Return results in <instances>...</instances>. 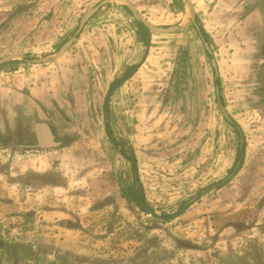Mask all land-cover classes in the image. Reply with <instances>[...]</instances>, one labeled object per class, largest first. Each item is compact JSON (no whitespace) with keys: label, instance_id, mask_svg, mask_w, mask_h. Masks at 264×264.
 <instances>
[{"label":"crops","instance_id":"crops-1","mask_svg":"<svg viewBox=\"0 0 264 264\" xmlns=\"http://www.w3.org/2000/svg\"><path fill=\"white\" fill-rule=\"evenodd\" d=\"M102 1L36 0L29 15L0 9V59L24 56L0 66V129L6 131L10 120L18 128L17 136L36 145L55 144L41 148L50 153L73 147L67 132H90L98 128L94 123L101 117L103 138L108 140L105 125L109 124L113 138L128 143L124 156L112 147L128 161L134 185L143 191L135 149L160 138L157 133L167 126L162 121L167 119L173 130L182 122L183 129H197V140L214 145L215 133L226 130L222 113L218 118L215 110L223 108V68L236 69L238 76L239 67H249L248 55L263 42L264 0H181L182 8L174 0H128L155 27H180L165 35L140 29L122 0H108L59 58L34 62L52 58L74 37L81 17ZM187 3L193 7L194 24ZM43 159L34 162L31 172H37L38 178L33 185L41 191L67 188L69 212L82 210L90 184L103 186L100 194L107 189L104 162L98 173L83 170L81 174L61 167L57 172L48 162L46 167ZM70 233L67 241L73 243L78 236Z\"/></svg>","mask_w":264,"mask_h":264},{"label":"rangeland","instance_id":"rangeland-1","mask_svg":"<svg viewBox=\"0 0 264 264\" xmlns=\"http://www.w3.org/2000/svg\"><path fill=\"white\" fill-rule=\"evenodd\" d=\"M35 2L0 0V9L29 15ZM262 41L238 76L223 68V108L243 135L244 154L237 173L219 189L201 193L239 161V135L224 118L228 131L215 133V145L197 140V129H183L182 122L173 130L166 119L159 139L135 149L144 211L122 196L134 183L133 170L101 136V117L90 132H67L73 147L50 153L20 147L36 144L17 136L7 120V130L0 129V264H264V36ZM41 157L57 172L61 167L81 174L98 173L104 162L107 189L100 194L103 186L90 184L82 210L69 212L67 188L33 185L38 176L31 171ZM67 231L78 236L73 243Z\"/></svg>","mask_w":264,"mask_h":264},{"label":"water","instance_id":"water-1","mask_svg":"<svg viewBox=\"0 0 264 264\" xmlns=\"http://www.w3.org/2000/svg\"><path fill=\"white\" fill-rule=\"evenodd\" d=\"M125 3V6L127 8V10L130 12V14L132 15V17L139 23H141L146 29H148L150 32L154 33V34H159V35H165V34H170V33H174L177 32L180 27L178 26H170L168 28H159V27H155L154 25H152L149 21L145 20L141 15H139L137 13V11L135 10L134 6L128 1V0H122ZM108 2V0H104L102 1L99 5L95 6L94 8L88 10L79 20V24L78 27L76 29V32L74 34L73 38H70L68 41H66L60 48L59 50L55 53V55L52 58L49 57H44V58H40L38 60H34L35 63H40V62H49L51 60H55L57 58H59L75 41V37L77 35L80 34L82 28L84 27L85 23L88 21V19H90L96 12L97 10L101 7L104 6L106 3ZM188 9H189V13H190V24H194V20H195V13L193 11V7L192 5H190L189 3L186 4ZM7 15H10V12L7 13ZM6 15V16H7ZM206 49H208L207 45ZM15 58H24L23 55H8L6 57H3L0 59V66L3 64H6L10 61H12ZM212 66L215 68V62L212 60L211 61ZM221 113L223 115V118L225 119V121L227 123H229L230 125L234 126L238 135H239V149L242 148L243 145V135L239 129V127L234 123V121L229 117V115L225 112L224 108H222V106H219ZM33 142V141H32ZM56 146L55 144L52 143H42L40 145H36V146H30V149L33 148H51ZM241 162L237 161L236 164L234 165L232 171L224 178L222 179L220 182L208 187L206 190L201 191V193H205L206 191H211L214 189H219L220 187H223L225 184H227L233 177L234 175L237 173L239 167H240ZM197 199V196L192 197L190 200H188L186 203H184L183 208L188 205L193 203L195 200ZM146 210V208H145Z\"/></svg>","mask_w":264,"mask_h":264},{"label":"trees","instance_id":"trees-1","mask_svg":"<svg viewBox=\"0 0 264 264\" xmlns=\"http://www.w3.org/2000/svg\"><path fill=\"white\" fill-rule=\"evenodd\" d=\"M174 1L180 8L183 7L181 0H174ZM138 26L140 29L147 31V29L141 23H138ZM201 34L204 37V39L206 40V36L202 33V31H201ZM25 59H26V57H25ZM119 84L120 83H117V84H114L112 86L116 87ZM216 84L219 85L218 79L216 80ZM106 105L107 104L105 103V110L107 109ZM105 130H106V135H107L109 143L114 148H119L120 154H122L123 156L126 155L127 151L125 150V143H122V142L120 143L113 138V135H112L110 128H109V124L105 125ZM243 154H244V144H243L241 149L237 148L236 160H239L242 163L243 162ZM130 159H131V157H130ZM133 166H134V164H133ZM122 196L128 203H131L136 208H138L139 210L144 211V207L146 206V203H145V197H144L143 191L142 190L138 191V186H135L134 183L132 184L131 187H129L127 192L122 193ZM162 218H166L164 220H169V218H171V217H162Z\"/></svg>","mask_w":264,"mask_h":264},{"label":"flooded vegetation","instance_id":"flooded-vegetation-1","mask_svg":"<svg viewBox=\"0 0 264 264\" xmlns=\"http://www.w3.org/2000/svg\"><path fill=\"white\" fill-rule=\"evenodd\" d=\"M261 46H262V45H261ZM262 50H264V48H263ZM23 135H25V134H23ZM22 137H23V136H22ZM20 138H21V137H20ZM24 138H25V137H24ZM21 140H22V139H21ZM29 146H31L30 143H28V142H26V141H25L24 144H22V145L20 144V147H22L23 149H25V148H27V147H29Z\"/></svg>","mask_w":264,"mask_h":264}]
</instances>
